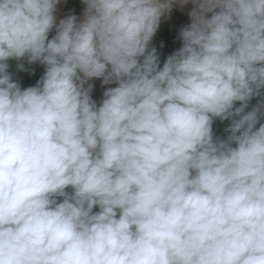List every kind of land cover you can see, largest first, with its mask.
<instances>
[{
	"label": "clouds",
	"instance_id": "obj_1",
	"mask_svg": "<svg viewBox=\"0 0 264 264\" xmlns=\"http://www.w3.org/2000/svg\"><path fill=\"white\" fill-rule=\"evenodd\" d=\"M176 2L0 0V264H264V0Z\"/></svg>",
	"mask_w": 264,
	"mask_h": 264
},
{
	"label": "rangeland",
	"instance_id": "obj_2",
	"mask_svg": "<svg viewBox=\"0 0 264 264\" xmlns=\"http://www.w3.org/2000/svg\"><path fill=\"white\" fill-rule=\"evenodd\" d=\"M55 34V30L49 33V39ZM181 40L179 39V35L176 32L169 33L168 30L166 32H162L161 34H157L156 42L151 44L150 47H155L157 49L158 55L160 57V64L163 66V63L168 55L172 52L178 50L181 47ZM9 73L12 75L13 79L17 81L21 88H26L29 86H35L36 82L42 77L44 73V66L39 62L29 64L26 59L21 61L9 60ZM18 64H23V69H19L17 67ZM112 86H116L112 84ZM252 104L250 103V107ZM236 106H239V102H237ZM250 110L246 109V111ZM228 121L221 122L218 119L214 121L213 131L217 135H225L224 128L228 126Z\"/></svg>",
	"mask_w": 264,
	"mask_h": 264
},
{
	"label": "crops",
	"instance_id": "obj_3",
	"mask_svg": "<svg viewBox=\"0 0 264 264\" xmlns=\"http://www.w3.org/2000/svg\"><path fill=\"white\" fill-rule=\"evenodd\" d=\"M85 7L86 6L84 5L83 0H60L55 13L57 17V23L60 19H63L68 15H75L77 16L78 20L82 19ZM192 7L193 5L188 3L187 5H184L183 8H181L177 0V2L173 4L170 14L162 17L160 27L157 30V33L154 35L151 44L156 42L157 34L166 32V30H168L169 33L176 32L179 35L181 28L187 26L190 23V17L188 13L191 11ZM89 83L94 85L92 98L97 101V103H99V101L102 99L103 91L107 87H113L112 85H105L102 87L101 79L94 78L93 80L89 81Z\"/></svg>",
	"mask_w": 264,
	"mask_h": 264
},
{
	"label": "trees",
	"instance_id": "obj_4",
	"mask_svg": "<svg viewBox=\"0 0 264 264\" xmlns=\"http://www.w3.org/2000/svg\"><path fill=\"white\" fill-rule=\"evenodd\" d=\"M250 103H252V104H256V103H257V99H256V98H253V99L250 101Z\"/></svg>",
	"mask_w": 264,
	"mask_h": 264
}]
</instances>
